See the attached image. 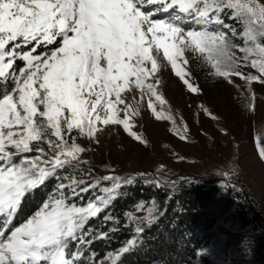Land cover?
Segmentation results:
<instances>
[{
	"label": "snow or ice",
	"instance_id": "6c2138e0",
	"mask_svg": "<svg viewBox=\"0 0 264 264\" xmlns=\"http://www.w3.org/2000/svg\"><path fill=\"white\" fill-rule=\"evenodd\" d=\"M156 3L163 11L178 9V14L157 19L155 12L145 11ZM226 10L243 26L244 46L212 28L228 27L221 20ZM185 17L201 29L186 30L181 26ZM188 53H198L217 78L233 84V77H239L245 93L253 82L264 85V0H0V84L5 85L0 89V264H79L80 248L118 230L94 231L86 225L109 207L130 178L110 175L91 183L79 178L90 173L80 167L88 161L81 159L86 149L77 137L98 142L104 126H122L146 146L148 141L133 130L139 110L125 95L135 99L137 90L157 120L176 125L174 116L157 109L167 101L156 90V77L170 66L190 93L202 94L192 82ZM245 107L255 110L254 105ZM199 108L219 121L203 104ZM186 131L184 125L175 133L187 140ZM260 143L258 155L264 161V140ZM62 170L77 175H60ZM49 178L58 181L54 189L14 226L24 200ZM102 181L113 185L101 188ZM93 188L102 194L75 203ZM103 220L119 223L108 214ZM136 232L143 228L137 226ZM137 244L136 238L129 239L114 258L110 253L112 264Z\"/></svg>",
	"mask_w": 264,
	"mask_h": 264
},
{
	"label": "trees",
	"instance_id": "16d2710c",
	"mask_svg": "<svg viewBox=\"0 0 264 264\" xmlns=\"http://www.w3.org/2000/svg\"><path fill=\"white\" fill-rule=\"evenodd\" d=\"M221 20L228 26L222 31L235 44L244 46V39L239 34L243 27L241 23L233 19L228 10L221 15ZM235 49L237 56L243 55ZM207 65L211 75L210 65ZM241 70L255 74V69L250 67ZM4 86L0 84V89ZM8 86H11L10 82ZM258 97L264 102V92L260 91ZM86 138L77 137V142H84ZM80 167L90 175L80 173L79 178L90 183L101 178L91 165ZM60 175L75 176L77 173L62 170ZM112 176L130 179L121 183L109 207L91 218L86 229L118 230L109 232L106 239H97L80 248L83 258L79 264H112L109 254L114 258L133 238L138 240L137 246L127 253H120L116 264H198L211 248L216 249L221 264H264V207L241 178L222 185L213 178L182 170L161 176L157 168L120 171ZM57 183L55 178H49L44 186L30 194L13 222L14 226L32 214ZM112 185L113 181H102L100 187ZM98 194H102L100 188H93L81 193L75 203L80 205L83 201L86 204ZM148 208H152L151 216ZM106 214L117 218L119 223L105 222L103 216ZM137 226L143 228V232L137 233ZM220 238L222 241L219 242ZM73 250H76L75 245Z\"/></svg>",
	"mask_w": 264,
	"mask_h": 264
},
{
	"label": "rangeland",
	"instance_id": "374dc122",
	"mask_svg": "<svg viewBox=\"0 0 264 264\" xmlns=\"http://www.w3.org/2000/svg\"><path fill=\"white\" fill-rule=\"evenodd\" d=\"M160 7V3L146 5L145 11L155 12L157 19L178 14V10L163 11ZM181 26L186 30H200L202 27L188 17L181 21ZM212 28L225 29L222 25H212ZM233 51L238 52L235 48ZM187 55L190 57L188 67L192 82L200 86L202 94L190 93L174 76L170 66L162 67L156 77L160 81L156 90L167 101L162 108L157 104V109L165 116H174L176 125L167 119L157 120L147 108V99L140 100L139 90L135 92V99L132 94L125 93L127 102L139 110V115L134 117L133 130L148 144L145 146L134 141L122 126H104V131L98 133V142L88 138L78 142L86 149L81 159L88 161L87 164L100 177L120 171L128 173L157 168L161 176L182 170L213 178L222 185L241 178L264 207V161L258 155L264 132V102L258 94L264 92V85L253 82L247 86L251 92L245 93L244 81L239 77H233L234 83L230 84L210 75L207 63L197 59L198 53ZM245 101L254 105L255 110H248ZM201 104L219 116V121L201 112ZM184 125H187V131L183 133L187 140H181L175 133L176 128L182 129ZM222 128L227 134L221 131ZM219 242L215 243L219 245ZM215 251L211 248L198 264H221Z\"/></svg>",
	"mask_w": 264,
	"mask_h": 264
},
{
	"label": "bare ground",
	"instance_id": "6f19581e",
	"mask_svg": "<svg viewBox=\"0 0 264 264\" xmlns=\"http://www.w3.org/2000/svg\"><path fill=\"white\" fill-rule=\"evenodd\" d=\"M160 91H163V89L161 88V90Z\"/></svg>",
	"mask_w": 264,
	"mask_h": 264
}]
</instances>
